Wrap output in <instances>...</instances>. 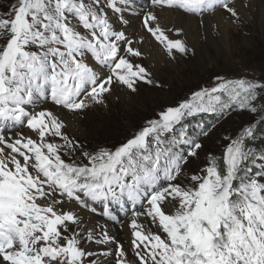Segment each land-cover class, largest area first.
<instances>
[{"label":"snow or ice","instance_id":"6c2138e0","mask_svg":"<svg viewBox=\"0 0 264 264\" xmlns=\"http://www.w3.org/2000/svg\"><path fill=\"white\" fill-rule=\"evenodd\" d=\"M120 2L105 0L114 13L123 11ZM151 4L195 14L219 8L229 23L240 22L234 0ZM156 21L148 11L143 26L170 57L173 50L186 55V45L180 39L169 40ZM132 45L123 31L113 29L100 0H15L0 15V120L26 123L37 137L17 132L6 138L0 133V264H84L85 257L88 264H101L99 257L110 253L81 247L82 232L72 228L79 227L81 219L65 207L74 204L95 212L93 205L103 202L107 215L108 202L124 196L147 202L145 211L134 212L130 223L139 264H264V177L241 175L247 162L264 161V153L257 156L246 146L255 125L246 126L227 145L223 171L210 157L200 173L185 177L184 184L176 181L187 157L174 151L176 126L186 117L222 114L232 104L257 113L255 102L264 83L217 77L216 86L159 112L114 150L92 153L63 131L65 122L53 111L26 110L36 97L47 94L55 106L83 116L91 106L104 104L113 83L131 92L140 81L152 84L147 69L128 58L142 55ZM89 55L100 72L108 68L107 75L85 62ZM186 136V126L181 127L180 140ZM78 149L86 163L73 159ZM142 215L163 236L146 232L136 219ZM86 239L97 245L114 242L107 232L96 238L92 229ZM115 255L116 264H132L119 243Z\"/></svg>","mask_w":264,"mask_h":264},{"label":"rangeland","instance_id":"374dc122","mask_svg":"<svg viewBox=\"0 0 264 264\" xmlns=\"http://www.w3.org/2000/svg\"><path fill=\"white\" fill-rule=\"evenodd\" d=\"M14 2L15 0H0V15H3L10 4ZM100 3L107 8L105 0H100ZM245 5L246 2L243 0L235 4L240 14L239 24H231L230 27L225 28L211 24L213 31L210 32L206 23L202 24L200 22L198 25V29L201 28L200 34L197 36L194 35L192 30H186L187 33L185 34L180 29L179 34L185 35L183 43L190 51L184 55L173 50V56L170 57L166 50L162 49L164 56L161 64L157 58L149 53L145 37L141 36L142 38L139 37L132 40V46L139 51L141 50L142 55L139 57L129 56L128 58L133 63H138L145 67L151 74L153 83L138 82L136 92H131L126 86L113 83L118 84L123 89V92L116 93L111 90L110 93H105L104 104L91 106L85 110L83 116L62 109L64 112H68L72 123H74L73 125L66 123L63 131L71 139L82 145L84 151L92 153L101 148L114 150L132 138L142 127L146 126L147 121L157 119L159 112L167 107H175L180 102L190 99L193 93L197 91L216 86L220 82L217 77L222 78L224 81L244 79L264 83V28L261 22L254 23L256 24L255 26L246 23L245 10H247V5ZM107 9L114 13L110 8ZM179 10L184 15H189L183 9L179 8ZM199 18L201 17L198 16L197 19L199 20ZM79 30L84 32L82 28ZM143 44L146 46L145 49L141 47ZM88 58L93 60L90 55ZM157 66H159L158 69H155ZM221 95L224 101L228 100L226 95ZM45 96L49 97L47 94ZM44 98L36 97L31 104L26 105L27 109L34 107V102ZM255 104L258 107L257 113H252L247 109H241L236 104H232L222 114L199 113L192 117H186L181 124L177 125V142L174 145V151L181 156L187 157V161L181 165L182 171L176 182L187 183L185 177L200 173L208 165L210 157L217 160L221 171H223L222 157L227 145L249 125H255V134L246 140V146L255 152L257 156L264 153V147H262L263 150L261 151L256 147L258 144L257 140L260 139V133L264 130V122H262L264 111L260 110L261 106H264V91H261L260 98ZM185 126L187 136L184 141H181L179 129ZM12 129L25 130L26 127L14 124L11 121L0 120V133H7ZM32 137L37 139L36 135ZM48 139L52 138L49 137ZM56 140L57 143H63L59 138H56ZM196 143L201 145L199 149L194 148ZM190 150H194L196 155L189 156ZM61 154L63 156V153ZM63 158L68 159L67 156H63ZM73 159H76L77 163H86L80 155L79 149ZM241 175L264 177V161L257 159L255 163L247 162ZM146 204L147 202L143 197L133 202L124 196L119 202H108L107 215L104 213L103 202H96L93 205L96 209L95 212L81 209L78 205L73 204L72 206L118 228L121 226L120 220L133 219L131 217L133 213L144 212ZM65 210H69V208L65 207ZM142 218L146 221L150 220L146 215H142ZM72 228L74 231L82 232L84 238L81 239V247L85 251L98 252L89 248L90 244L86 239L88 230H85L82 225L79 227L73 225ZM151 232L163 236L162 232ZM131 240L127 243L128 247L134 252L139 251L138 249H133ZM102 247L104 248L100 252L107 251V246ZM141 248H143V245H141ZM134 252L133 256L136 259ZM96 258L95 256L92 257V259ZM103 258L104 256L99 257L101 261ZM84 264H88L87 257H85ZM112 264H116V260Z\"/></svg>","mask_w":264,"mask_h":264},{"label":"bare ground","instance_id":"6f19581e","mask_svg":"<svg viewBox=\"0 0 264 264\" xmlns=\"http://www.w3.org/2000/svg\"><path fill=\"white\" fill-rule=\"evenodd\" d=\"M241 0H234V3H238ZM246 2L247 10L245 19L246 23L253 24L254 26L257 22H261L264 28V0H243ZM100 5H102L100 3ZM119 6L123 9L122 12L118 14L110 12L107 8L104 7V10L107 13V17L109 23L112 25L114 30L123 31L128 39L134 40L135 38H139L143 36L145 37V43L147 47H149V53H151L155 58H157L160 64L163 62L162 58L164 56V52L162 49H165L164 44L157 41L143 26V18L144 14L148 11L154 12L157 16V21L155 24H158L161 30L164 32L165 36L169 40L180 39L182 42L185 38V35L178 34L176 36V30L182 29L186 34V30H192L194 35L197 36L200 34V29H198V25L200 22L206 23L209 27L207 28L210 32L213 31V27L211 24H216L218 27H230L231 23H229L226 14L223 12L222 9H216L215 11H205L199 14L189 13V15H184L179 8H169V7H154L151 4V0H128L127 4H124L121 0ZM242 8V7H241ZM244 8V7H243ZM111 10V9H110ZM245 13V12H244ZM201 17L199 20L197 19L198 16ZM123 21H127L124 23ZM154 24V26H155ZM144 28V29H143ZM147 32V33H146ZM180 32V31H179ZM192 32V35H193ZM142 38V37H141ZM185 42V41H184ZM143 49H145V44L141 45ZM148 50V48H147ZM141 51V50H140ZM149 59V58H148ZM85 62L89 64V66L93 67L98 73L101 75H107V67H104L103 72H100V67L91 60L90 58L86 57ZM159 64V63H158ZM157 64V65H158ZM159 66L155 67L158 69ZM120 85V84H119ZM118 84H113L111 86V90L116 93H122L123 89ZM45 98L42 100H36L34 102V107H26V110L30 113L39 112L42 110H51L60 116L61 119L64 120L65 124L68 125L74 124L72 123L68 112H64L62 108H59L49 102V97L44 96ZM74 122V121H73ZM26 127V123L25 126ZM23 129V128H22ZM22 129H12L10 132L4 133L3 135L7 138L9 136L15 137L17 132L23 133L25 136H35V133L31 132L27 127L25 130ZM21 130V131H20ZM60 143V142H59ZM3 147V145H0ZM6 151H9L6 149ZM145 208L147 207L144 206ZM66 208H69L75 211L81 219V225L85 230H94V235L96 238H99L102 232H107L110 237L113 238L114 242L109 243L107 245H97L94 241H89V248L92 250H96L100 252L104 247L107 246V252L110 255L104 257L101 261V264H112L114 260H117V256H115V249L116 244L119 243L122 246V249L126 253L125 259L132 264H139L137 258H134L133 250L128 247V244L132 237V229L130 227V223L132 219L128 220H120L119 223L121 226L118 228L114 227L111 223L100 221L97 218L90 216L87 212H84L75 206L66 205ZM144 208V209H145ZM145 211V210H144ZM123 216V215H122ZM133 217V216H131ZM130 217V218H131ZM137 222L143 226L144 230L147 231H154L160 232V229L151 222V219L146 221L142 216L136 217ZM132 241V240H131ZM139 250V249H138ZM135 253V252H134ZM115 263V262H114Z\"/></svg>","mask_w":264,"mask_h":264},{"label":"trees","instance_id":"16d2710c","mask_svg":"<svg viewBox=\"0 0 264 264\" xmlns=\"http://www.w3.org/2000/svg\"><path fill=\"white\" fill-rule=\"evenodd\" d=\"M257 148L261 151L263 150L262 147H264V130L260 133V139L257 140Z\"/></svg>","mask_w":264,"mask_h":264}]
</instances>
